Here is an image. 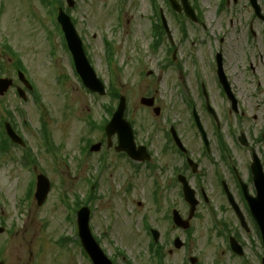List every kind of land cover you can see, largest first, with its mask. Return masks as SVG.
I'll list each match as a JSON object with an SVG mask.
<instances>
[{
    "label": "rangeland",
    "instance_id": "1",
    "mask_svg": "<svg viewBox=\"0 0 264 264\" xmlns=\"http://www.w3.org/2000/svg\"><path fill=\"white\" fill-rule=\"evenodd\" d=\"M54 1L58 2L0 0V79L13 82L0 96V121L10 123L7 120L11 115L14 130L26 145L20 148L9 144L8 152L0 154V262L89 264L74 225L72 208L78 203L90 209L92 235L114 264L124 263L118 252L134 263L145 257L143 226L150 220L152 180L159 175L152 176L147 163L133 169L115 152H105L99 127L110 119L106 107L116 109L117 100L108 95L113 90L127 100L125 118L133 126L137 143L149 146L158 161V148L153 143H162L166 119L178 120L172 110L175 103L179 104L174 73L167 70L169 58L164 46L157 53L151 49V29L156 23L151 0H74L75 6L70 9L61 0L92 68L107 88L105 96L90 94L77 77L65 48L56 23L59 6ZM155 1L177 38L180 27L189 29L183 48L186 58L181 55L182 60L177 59L176 64L190 81L196 64L187 54L198 49L191 43L198 38L199 27L171 13L163 0ZM189 3L198 8L210 33L222 34L228 27L239 30L250 16L248 0ZM232 33L227 36L229 42ZM1 43L8 45L15 57L5 54ZM106 43L112 51L110 66ZM17 60L33 88L32 92L25 91L24 101L16 93V88L24 89L17 79ZM198 61L207 68V63ZM147 72L152 76L147 77ZM144 97L155 99L154 106L160 108L158 116L140 105ZM43 131L49 146L44 143ZM99 142L103 144L98 153H87V143ZM38 175H44L51 184L40 207L33 198ZM90 189L92 199L84 205Z\"/></svg>",
    "mask_w": 264,
    "mask_h": 264
},
{
    "label": "flooded vegetation",
    "instance_id": "2",
    "mask_svg": "<svg viewBox=\"0 0 264 264\" xmlns=\"http://www.w3.org/2000/svg\"><path fill=\"white\" fill-rule=\"evenodd\" d=\"M248 5L245 26L222 34L210 33L197 15L200 34L191 46L198 49L186 53L196 64L193 82L176 64L181 55L186 58L189 29L180 27V38L175 33L171 40L163 38L179 98L172 106L178 120L166 119L162 143L152 141L158 161L150 150L149 171L159 176L152 180L149 245L134 264H264L260 232L245 199L264 186V0ZM106 151L114 152V145ZM184 187L197 201L194 211L184 200Z\"/></svg>",
    "mask_w": 264,
    "mask_h": 264
},
{
    "label": "water",
    "instance_id": "3",
    "mask_svg": "<svg viewBox=\"0 0 264 264\" xmlns=\"http://www.w3.org/2000/svg\"><path fill=\"white\" fill-rule=\"evenodd\" d=\"M67 1L68 5L72 7L73 3L70 0ZM183 4L185 11L188 12L192 17V11L188 8L185 0H183ZM57 20L64 32L68 49L73 57L76 72L80 76L83 85L93 93L104 95V88L101 82L96 78L94 71L87 62V59L82 49V43L79 37L77 36L69 17H67L60 10ZM18 76L20 81L26 86V88L31 89L29 84L24 80L22 74L19 73ZM11 85L12 82L10 80H0V95H3L5 92H7ZM18 93L23 99H25L24 93L21 90H18ZM142 104L152 106V101L142 100ZM124 110L125 100L124 98H121L117 111L115 112L111 122L107 125L105 129L106 136L108 137V139H110L114 134L117 135V152H126L132 159L137 161L148 160V155L144 156L143 154L145 153L144 148H140L137 152L135 150L132 130L129 124L123 119ZM5 130L9 138L14 143H22V141L12 132L8 124L5 125ZM98 148V145L94 146L92 147L91 151H97ZM139 153L141 154L139 155ZM49 190V181L44 176H38L36 193L34 196L38 206H41L44 203ZM185 196L186 200L192 203V194L186 191ZM249 203L252 215L260 228L264 242V192H261L256 199L250 200ZM192 204H194V202ZM88 221L89 211L88 209L83 208L77 213L78 235L83 249L89 255L94 264H111L94 241L88 227ZM0 232H2V230H0Z\"/></svg>",
    "mask_w": 264,
    "mask_h": 264
}]
</instances>
